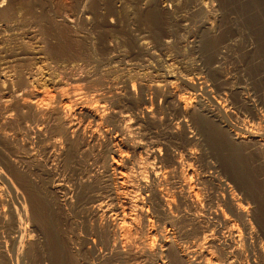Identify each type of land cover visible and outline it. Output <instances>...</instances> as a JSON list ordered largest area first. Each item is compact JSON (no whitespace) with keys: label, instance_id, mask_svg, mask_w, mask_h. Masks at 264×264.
I'll list each match as a JSON object with an SVG mask.
<instances>
[{"label":"rangeland","instance_id":"374dc122","mask_svg":"<svg viewBox=\"0 0 264 264\" xmlns=\"http://www.w3.org/2000/svg\"><path fill=\"white\" fill-rule=\"evenodd\" d=\"M174 90L192 98L195 114L223 128L231 138L229 148L217 147L194 128L192 114L175 108ZM103 97L107 106L131 115L146 144L157 142L162 156L178 154L191 164L204 203L201 226L191 222L193 209L177 192L171 214L178 220L159 209L143 187L151 185L150 173L147 182L137 184L139 168L127 161L129 173L136 174L132 193L144 202L152 222L142 218L140 208L128 210L138 216L137 223L123 235L116 233L126 253L117 251V220L94 210L97 199H109L112 185L105 170L110 135L101 131L93 139L88 117L81 118L85 133L76 134V142L53 129L58 107L67 103L86 111L83 104ZM37 106L44 110L41 115ZM145 107L155 115L149 118ZM47 108H53V117L49 112L46 117ZM39 123L42 132L35 131ZM237 130L264 131V0H0V264H156L157 257L127 250L141 249L145 242L158 248L165 226L173 228L180 244L202 237L203 230L213 228L207 226L223 199L221 179L256 209L264 230V139L259 145L255 136L239 143L233 138ZM51 136H60L64 144L51 146ZM231 145L245 163L242 177L222 166L225 157L220 156L236 151ZM128 153L134 155L132 149ZM170 177L166 186L172 187L175 177ZM83 183L87 194L80 191ZM98 228L109 232L111 240ZM212 235L207 244L221 262L224 239ZM249 252L244 264H253Z\"/></svg>","mask_w":264,"mask_h":264},{"label":"bare ground","instance_id":"6f19581e","mask_svg":"<svg viewBox=\"0 0 264 264\" xmlns=\"http://www.w3.org/2000/svg\"><path fill=\"white\" fill-rule=\"evenodd\" d=\"M223 84H225V83H223ZM181 93H182L181 91H180V93H178V92H175V90H174V92H172V94H171L172 99L174 100V103L176 106L175 108L180 110L185 115L192 114L190 117H191L192 121L194 122L193 123L194 128L195 129L197 128L202 133L203 132L205 134L207 133L209 135L208 138L210 137L213 140V142L216 144L217 147H218V145H221L223 147V149L229 148L230 142H228V141H230L231 138H230V140H228V137H229L228 134H226L227 135V138H226V135H224V133L222 132L223 128L221 129L220 127H218L217 123L214 122L215 120L213 118H210L209 116L203 117L202 116L203 113L201 115L195 114V112L192 111V105H193L192 104V98L189 97L188 95H184L183 93L182 94ZM42 96H43V93H42ZM103 98H104V100H102ZM103 98L101 99L102 101H100V102L98 101V103L93 102V103H90L89 105L83 104L84 105L83 108L85 107L86 111H83L84 109L83 110L80 109L79 111L76 110L75 108L71 109L70 106L64 102L65 104L63 106L58 107L56 109L57 112L55 111L56 114L58 115V120H56L54 118L57 122H56V124H54L55 127L53 126V129L55 128L54 131L55 130L58 131L57 133H59L60 136H62L64 134V136L68 140L69 139L73 140V137L76 134H82L84 132V127L82 124L83 119L81 120V118H87L88 117V119L91 122V126H89L90 127L89 128L90 129L89 130L90 136L93 139H95V140L98 139L97 137L101 133V131L110 135L109 136L110 137V145H109V147H107L109 151L106 149L110 154V155L108 154L110 156V160H109V163L107 164L108 165L106 167L107 169H105V170H106V176L108 177V179L111 180L112 185L109 187L110 189L108 188L110 193L108 192L109 194L107 195V197L109 199H107L105 201V200H101V197L99 199L96 198L97 202H98V200H100V201L94 206L95 207L94 210H95V213H97V214L100 213L103 216L105 215V217L107 216V218L110 220L112 218L117 220L116 222H113V220H112L113 224L115 223L114 227L116 228V231H114L113 233H115L114 245L116 246L117 251H119L120 254L126 253V252H124L123 249H122L123 251H121L120 246L123 243H121V245H119L118 243L123 242V241H121V237L118 240L116 233L118 231H120V234H122V233L125 234L126 232L129 231V229H128L130 227L129 225H131V227H132V225L137 223L136 221H137L138 216H134L135 214L133 215L131 212L128 213V210L130 211V210L134 209L135 207H137L138 210L140 208L141 214L143 215L142 218H144L145 221L152 222L151 218L147 212V209L145 210V208H144V205H145V204L143 205L144 202L141 201L143 203H140V201L138 200L139 198L136 197V194L132 193V192H135V191H133V189L134 190L136 189V188H134V186H135L134 182L136 180L133 181L134 178L131 177L134 175L133 174L134 171L132 173L133 175H131V173H129V171L131 169H129V171H128V166H127L128 163L126 164L127 161L130 162L134 166V168H135V166H137L139 168V170L137 168L135 169V170L139 171V175L138 174L137 175L140 177L136 181L137 184H138V180H141L142 181L141 183H144L146 181V178H147V172L150 173V174L149 173L148 174L151 177H148V178H149V181H150V178L152 179V183H151V185H150V183H149V185L144 184L145 186H143V187H147L149 189V192L151 193V196L153 198H155L156 200H158L156 202V203H158V205L157 204L156 205L159 207V209L161 208V210H163L167 215H170L169 217H172L173 220H175V219L178 220V215L175 214L176 216H174L171 214L172 203L174 201V192L175 193L177 192L178 195L180 196V198L182 200H184V202L188 203V205H190L191 208L193 209V212L191 213L192 214L191 222L195 225V227H197L196 225H199V223L201 226V223L205 220H203V221L201 220V218L199 217V216H201V214L199 215V211L201 210V206L203 207V205H201V204H204V203H202L203 197L201 196L199 187H196L193 184V181H192L193 171L191 172V169H192L191 164L188 161L182 160L183 158L181 159L178 156V154L167 153V156H165V155L162 156L161 147L157 142H154V143L151 142L152 144L149 146L148 144H146L145 141H143V138L141 139V138H139L140 136L138 137L139 132L135 131V130H136L137 126H139V125L138 124L136 125L135 123L133 124L132 117L129 113L123 112L122 109L120 111V109L116 110L114 108L107 106V104L105 102L106 99H105V97H103ZM36 102H38V101H36ZM40 106H37V109L39 112L38 114H40L39 110L42 109V108H40ZM48 109L49 108L45 109L46 117H47L48 112H49L48 114L51 116L53 114V108H52V110H48ZM206 109H208V108H206ZM147 110H148V112H147ZM147 110H146V113L149 114V118L153 117L155 115V112H154L155 110H153L152 108H148ZM82 111L86 112V113L83 114ZM208 112H211V111L209 110ZM212 114L215 115V113H212ZM49 115H48V118L50 117ZM214 115H211V116H214ZM43 116H45V115H43ZM53 116H54V114H53ZM204 116H206V115L204 114ZM38 117H40V116L38 115ZM218 118H220V117H218ZM135 120L136 119H134V121ZM53 122L55 123V121H53ZM184 122H186V121H184ZM40 123H42V122H40ZM40 123L38 124L37 128H35V131H36V129L38 131H41L42 128L44 127L43 125H40ZM112 123H115V128H114L115 130L114 131H113L114 126H112V127L109 126ZM185 126L186 125L184 124L183 127L185 128ZM187 126H189V125H187ZM187 126H186V128H188ZM188 129L191 130V128H188ZM241 130L240 131L237 130L233 134L234 135L233 138L236 142L240 143V142L246 141L247 138H250V137L254 138L253 136H255V138L258 137V139H256L255 142H256V144L259 145V143H257V142L259 140L264 139V131L263 130H261V131L258 130L259 131L258 133L257 132H246V131H241ZM54 131L51 132L52 135L56 134V133L53 134ZM185 131H187V130H185ZM113 132H115V134H113ZM137 132H138V134H137ZM46 134H47V132H46ZM60 136L59 137H57V136L52 137L51 136L52 139L51 138H50L51 140L48 139V140H50L49 144L53 147H58L60 144L63 143V142L60 143V141H61V140H59ZM82 136L84 137V135H82ZM78 137H80V136L78 135ZM255 138H254V140H255ZM74 139H76V137ZM250 140H253V139H250ZM68 142H66V144ZM74 142H76V141H74ZM232 142H233V140H232ZM251 142H253V141H251ZM86 143H87V141H86ZM89 143L90 142H88V144ZM49 144H47V145H49ZM70 144L72 145V142ZM233 144L235 145L234 142H233ZM162 145H164V144H162ZM260 147H261V145L259 146V148ZM233 148H235V147H233ZM262 148H263V155H264V147H262ZM129 149H132L134 152V155L131 156L132 158L128 157L129 156V153H128ZM219 149L221 151V147ZM223 149H222V151H225ZM230 149L232 150V148H230ZM189 150L190 151H188L187 155L192 154V152H191L192 149H189ZM238 150H239V148H238ZM238 150L236 149V151H231V153L230 152L228 153V151H227L228 155L223 156L225 154L224 153L220 157H222V158L225 157L224 158L225 162L222 163V166L224 167L226 172L229 171L231 173V175H238L239 174V176H241V173L243 175L245 174V173H243L245 170V163H244L243 158H242V156ZM222 151H221V153H222ZM127 153H128V155H127ZM221 153H219V155ZM143 154L145 155L144 159H142ZM138 155H139V157H137ZM127 157L129 159H127ZM140 157H141V159H140ZM192 157H190V158H192ZM152 158L155 161H152L153 160ZM223 160H221V161H223ZM133 166L132 167L130 166V167L133 168ZM218 166H220V165H218ZM216 168H218V167H216ZM231 171L232 172L234 171V174H232ZM15 176L18 178L20 177V175L18 173H15ZM168 176L175 177L174 185L172 186V187H174V189L172 187H169L168 185H167L168 187L166 186V184H168V180H167ZM235 177H237V176H235ZM23 179H25V178H23ZM221 180H223V183L226 184V187L224 189L225 191H224L223 199L219 203L216 200L217 203L214 206L213 220L210 218L211 222H209V224L207 226V227H209L210 225H212L213 228L210 227L211 229L206 228L205 230H203L202 235H200L202 237H198L199 239L192 240L187 245L180 244V242H178V240L176 239L175 232L172 231L173 228L165 226V229H164L165 232H164V234L162 233L161 243H160V246L158 248H154L153 243L151 244L150 242H145L143 245H141L142 246L141 249H138L139 247L138 248H135V247L132 248L131 247V248H129V250H127L128 251L127 253H129V254L132 253V254H136V255L141 254L143 256L148 255V256L157 257L156 264H244V260L247 259V257H248L247 254H249L250 253L249 251H251L253 254L251 256V257H253L252 258L253 264H264V243H263L264 240H262V238H263L262 234H264V230L262 227L263 222L262 223L260 222V218H258L257 212H255L256 209H253V208L249 207V205H246L243 202V199H241V197H239L236 194L237 192L235 193L234 190H232V188L230 187V184L228 182H225L227 180H225V181H224V179H221ZM58 183L61 186L62 183H60V182H58ZM82 186L83 187L81 189H83V190L80 189V191H83L84 193H86L88 191L87 187H85L86 183H83ZM108 186H109V184H108ZM170 188H172L173 190H171ZM30 189H33V188L30 187ZM148 189H145V190H148ZM89 191H90V189H89ZM83 192H81V194ZM178 195H176V196H178ZM2 201L3 200L0 197V203ZM165 213H163V214H165ZM137 214H139V213H137ZM210 219H208V220H210ZM206 223H207V220H206ZM206 225H204L203 227H206ZM186 226L188 227L190 225H186ZM190 227H188V228H190ZM191 228L195 229V228H193V225ZM99 230H100V233H102L101 235L103 237H105V239H107V241H109L111 234L109 232H107L106 230H103L102 228H100ZM192 231H191V233H192ZM199 231H200V228H199ZM209 231H210V233H207ZM215 231H216V233H214ZM130 232H132V231H130ZM195 233H198V232H195ZM212 234H217L216 238L218 240L220 238L224 239V241H221V242H224V244H223L224 246L221 247L224 259L222 258L221 262H220L221 257L217 256L216 250L213 249V245L207 244L208 243L207 238L208 237L212 238V236H213ZM147 235H148V233H147ZM151 235L152 234H150V236ZM198 235H199V233H198ZM122 238H124V237H122ZM128 238H129V236H128ZM216 238H215V240H217ZM132 240H130V241H132ZM133 241H135V240H133ZM124 242H125V240H124ZM211 242H209V243H211ZM213 242H214V240H213ZM109 247L111 248V246H109ZM112 249H115V248H112ZM218 249H217V251H218ZM116 254H118V253H116ZM218 254H221V253L219 252ZM120 258H122V257H120ZM252 259H250V260H252ZM246 263H248V262H246Z\"/></svg>","mask_w":264,"mask_h":264}]
</instances>
